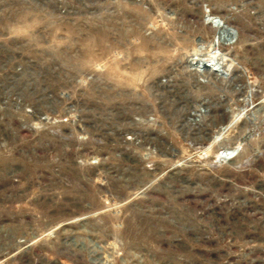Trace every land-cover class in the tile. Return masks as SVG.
<instances>
[{
    "label": "rangeland",
    "instance_id": "1",
    "mask_svg": "<svg viewBox=\"0 0 264 264\" xmlns=\"http://www.w3.org/2000/svg\"><path fill=\"white\" fill-rule=\"evenodd\" d=\"M263 246L264 0H0V264Z\"/></svg>",
    "mask_w": 264,
    "mask_h": 264
},
{
    "label": "bare ground",
    "instance_id": "2",
    "mask_svg": "<svg viewBox=\"0 0 264 264\" xmlns=\"http://www.w3.org/2000/svg\"><path fill=\"white\" fill-rule=\"evenodd\" d=\"M231 36V35H230ZM201 57L197 56L194 57L195 59L191 58L190 63L197 61V63H203L204 65H208L207 67L211 70L215 69V72L223 71V63L221 62V53L218 48L214 47L209 52L200 55Z\"/></svg>",
    "mask_w": 264,
    "mask_h": 264
},
{
    "label": "built area",
    "instance_id": "3",
    "mask_svg": "<svg viewBox=\"0 0 264 264\" xmlns=\"http://www.w3.org/2000/svg\"><path fill=\"white\" fill-rule=\"evenodd\" d=\"M262 253L264 254V246L261 248ZM264 255L261 257H251L247 260V264H264Z\"/></svg>",
    "mask_w": 264,
    "mask_h": 264
},
{
    "label": "water",
    "instance_id": "4",
    "mask_svg": "<svg viewBox=\"0 0 264 264\" xmlns=\"http://www.w3.org/2000/svg\"><path fill=\"white\" fill-rule=\"evenodd\" d=\"M198 66H199L200 68H208V67H207L208 65H204L203 63H199ZM212 71H215V69H213Z\"/></svg>",
    "mask_w": 264,
    "mask_h": 264
}]
</instances>
